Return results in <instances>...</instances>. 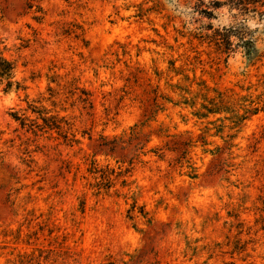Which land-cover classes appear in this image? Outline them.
<instances>
[{
	"label": "rangeland",
	"instance_id": "1",
	"mask_svg": "<svg viewBox=\"0 0 264 264\" xmlns=\"http://www.w3.org/2000/svg\"><path fill=\"white\" fill-rule=\"evenodd\" d=\"M215 1L0 0V264H264V19Z\"/></svg>",
	"mask_w": 264,
	"mask_h": 264
},
{
	"label": "trees",
	"instance_id": "2",
	"mask_svg": "<svg viewBox=\"0 0 264 264\" xmlns=\"http://www.w3.org/2000/svg\"><path fill=\"white\" fill-rule=\"evenodd\" d=\"M217 7H221L226 3L230 6L231 9H237L240 13H253L259 15L261 19H264V0H226V3L215 1ZM263 9V10H262ZM201 13H205L204 10H201ZM207 13V12H206ZM213 30L211 35H204L200 37H206L215 43L219 50L228 53L232 48V37H236L239 40V47H242L246 52L247 56L251 54L253 50L255 40L251 30L246 26H232L229 28L224 27L223 29H214L213 26L207 28ZM15 66L4 56L3 50L0 48V84L5 85V91L11 90L14 86L18 90L19 84L14 82ZM208 113H217L214 110H208ZM258 109L253 110V114H256ZM199 117L205 118L206 114H197ZM245 120V117H241L239 121ZM128 261H109L107 264H143V260L137 256H129Z\"/></svg>",
	"mask_w": 264,
	"mask_h": 264
}]
</instances>
